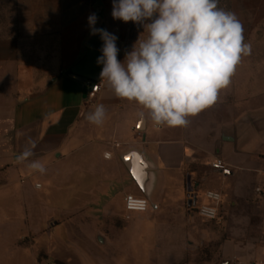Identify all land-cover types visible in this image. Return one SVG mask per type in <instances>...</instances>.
I'll list each match as a JSON object with an SVG mask.
<instances>
[{"label":"crops","instance_id":"obj_1","mask_svg":"<svg viewBox=\"0 0 264 264\" xmlns=\"http://www.w3.org/2000/svg\"><path fill=\"white\" fill-rule=\"evenodd\" d=\"M12 7V21L0 24V72H9L0 87L13 84L10 106L0 108V264L27 258L17 236L52 218L54 232L65 224L80 232L95 213L128 220L151 209L147 230L159 241L177 228L170 217L199 218L192 207L209 202L208 190L222 200L215 220L199 218L209 224L195 236L205 250L197 264H264V203L254 192L264 177V0H231L251 54L184 127L141 119L139 105L102 81L89 97L90 85L69 76L86 50L91 13L118 36V59L131 50L132 22L113 20L112 0H12ZM101 103L103 123H90L88 112ZM217 160L223 171L211 167ZM127 194L146 198L148 210L126 219Z\"/></svg>","mask_w":264,"mask_h":264},{"label":"clouds","instance_id":"obj_2","mask_svg":"<svg viewBox=\"0 0 264 264\" xmlns=\"http://www.w3.org/2000/svg\"><path fill=\"white\" fill-rule=\"evenodd\" d=\"M111 16L143 27L147 38H138L121 61L118 36L97 27L98 15L91 13L89 35L102 41L100 80L116 97L139 105V117L157 126H187L189 117L217 101L251 54L242 23L219 0H112ZM105 116L101 103L87 119L99 125ZM30 167L44 171L39 163Z\"/></svg>","mask_w":264,"mask_h":264},{"label":"rangeland","instance_id":"obj_3","mask_svg":"<svg viewBox=\"0 0 264 264\" xmlns=\"http://www.w3.org/2000/svg\"><path fill=\"white\" fill-rule=\"evenodd\" d=\"M219 7L232 12L231 0H219ZM12 18V0H0V24L6 25ZM143 31V27L131 24L134 43L138 38H147V32ZM0 75L6 76L9 72H0ZM4 80L9 82L5 83L7 87H0V108L10 106L8 96L13 92V84ZM151 211L128 220L122 213L115 214L107 221L104 216L96 218L95 213L84 221L80 232L66 224L61 226L62 230L54 232L58 223L52 218L42 228H33L17 236V252L27 258L19 256V260L7 264H45L50 261L56 264H197L205 250L196 237L202 236V229L207 228L209 222L199 218L189 222L181 217H170L177 220V228L161 233L162 238L157 241L153 232L147 230Z\"/></svg>","mask_w":264,"mask_h":264},{"label":"built area","instance_id":"obj_4","mask_svg":"<svg viewBox=\"0 0 264 264\" xmlns=\"http://www.w3.org/2000/svg\"><path fill=\"white\" fill-rule=\"evenodd\" d=\"M100 88L101 82H94L92 85H90L88 94L89 97H94V95L100 90ZM211 167L213 169L221 171L225 169V165L220 160L212 163ZM36 186L39 187V185ZM254 192L264 203V177L261 184L254 188ZM203 196L209 202L194 204V206L192 207L194 214L203 220H215L218 217L219 204L221 203L222 195L219 192L208 190L204 192ZM123 207L126 213L125 218L128 219L131 213H141L147 211L149 208V203L146 198L127 194L123 199ZM45 264L56 263L50 261L46 262Z\"/></svg>","mask_w":264,"mask_h":264},{"label":"water","instance_id":"obj_5","mask_svg":"<svg viewBox=\"0 0 264 264\" xmlns=\"http://www.w3.org/2000/svg\"><path fill=\"white\" fill-rule=\"evenodd\" d=\"M98 27L105 28L104 22L101 20ZM86 50L80 59L70 68L69 76L77 81L87 85H92L94 82H100L99 73L102 70V65L96 63L97 57L101 55L99 49L102 46V41L99 36H90L86 43ZM128 162L127 159H124ZM187 192H192L190 178L186 180ZM196 200V198H194Z\"/></svg>","mask_w":264,"mask_h":264}]
</instances>
